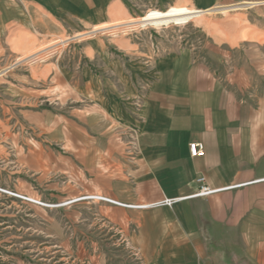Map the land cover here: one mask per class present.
<instances>
[{
  "label": "crops",
  "instance_id": "0c3cea01",
  "mask_svg": "<svg viewBox=\"0 0 264 264\" xmlns=\"http://www.w3.org/2000/svg\"><path fill=\"white\" fill-rule=\"evenodd\" d=\"M221 1L0 0V135L9 140L13 109L65 144L91 189L121 203L104 201L142 264H264V95H246L244 81L220 76L215 62L235 50L259 53L264 24L206 12L199 47L153 54L121 38L118 56L126 61L105 46L87 47L90 59L96 50L105 54L99 74L86 67L82 90L67 82L66 97L55 57L32 60L80 23H113L172 4L207 11ZM64 98L82 102L68 110L70 120L56 111ZM191 142L203 143L205 155L192 156ZM200 176L228 188L152 205L192 194Z\"/></svg>",
  "mask_w": 264,
  "mask_h": 264
},
{
  "label": "rangeland",
  "instance_id": "374dc122",
  "mask_svg": "<svg viewBox=\"0 0 264 264\" xmlns=\"http://www.w3.org/2000/svg\"><path fill=\"white\" fill-rule=\"evenodd\" d=\"M175 6L196 12L171 13L164 18L149 16L152 11L167 12ZM166 8L149 7L140 17L98 26L80 23L44 44L39 58L32 60L29 55L25 60L43 62L55 57L60 64L59 92L66 97L70 93L67 82L76 91L82 90L86 67L91 74H99L100 58L105 54L96 50L90 59L84 52L87 47L105 46L118 59L121 38L137 43L140 52L153 54L176 45L198 43L199 47L206 40L198 25L206 12L222 19L241 13L247 23L249 18L264 24V0H223L207 11L188 4ZM215 62L220 76L244 81L239 84L246 95H264V45L259 53L235 50ZM81 105V101L64 98L56 111L70 120L74 116L68 110ZM41 106L51 107L46 101ZM9 124V140L0 135V264H142L138 250L128 241L129 232L121 231L110 213L111 205L104 202L112 201L83 198L88 194L104 195L91 189L90 176L78 161L73 163L65 144L26 125L18 117V110L12 109Z\"/></svg>",
  "mask_w": 264,
  "mask_h": 264
},
{
  "label": "built area",
  "instance_id": "2783aa9c",
  "mask_svg": "<svg viewBox=\"0 0 264 264\" xmlns=\"http://www.w3.org/2000/svg\"><path fill=\"white\" fill-rule=\"evenodd\" d=\"M189 149H190V153L192 156L194 157H201L205 155V146L203 143L201 142H191L189 145ZM198 182H199V186L197 188V190L195 192H193L192 194L188 195V196H184V197H176V198H164L162 201L153 203L154 205H160V204H165V205H172L174 204L176 201L182 199V198H186V197H200V196H207L209 194L218 192L220 190H223L225 188L228 187H212L206 180L205 176H200L198 178ZM83 198H87V199H101V200H109L112 202H117L113 199H110L108 197H104L101 195H95V194H88L85 195ZM121 204V203H120ZM125 204V203H123ZM152 204V205H153ZM128 206H133V207H146L149 206V204H125Z\"/></svg>",
  "mask_w": 264,
  "mask_h": 264
},
{
  "label": "bare ground",
  "instance_id": "6f19581e",
  "mask_svg": "<svg viewBox=\"0 0 264 264\" xmlns=\"http://www.w3.org/2000/svg\"><path fill=\"white\" fill-rule=\"evenodd\" d=\"M194 12H196V10L192 8H187L185 6H175V7L170 8L167 12L152 11L149 13V16H153L156 18H164L171 13L189 15L190 13H194ZM60 41H63V40H60Z\"/></svg>",
  "mask_w": 264,
  "mask_h": 264
}]
</instances>
